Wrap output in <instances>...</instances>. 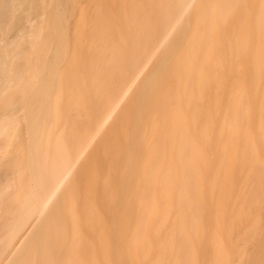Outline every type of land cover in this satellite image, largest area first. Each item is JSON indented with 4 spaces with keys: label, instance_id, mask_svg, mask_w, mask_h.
<instances>
[{
    "label": "bare ground",
    "instance_id": "6f19581e",
    "mask_svg": "<svg viewBox=\"0 0 264 264\" xmlns=\"http://www.w3.org/2000/svg\"><path fill=\"white\" fill-rule=\"evenodd\" d=\"M247 1L246 0H221V1L220 0H174L173 1L171 7L167 10L165 17L161 20L157 28L151 34L150 38L147 41V44L141 50H139L138 52L139 54L136 56L134 61H132L128 69L126 71H121L116 74H114L113 72V75L110 76L111 78L109 79V87L107 88L104 97H102L101 101L99 102V105H97V108L95 109V113L89 116L86 120L84 119L82 123L80 122V124L78 125L79 129L75 134V137L70 143V145L69 146L63 145L61 148H58L59 145H55L54 143L51 144L54 145L57 148V150L58 149L59 150L56 151L57 153L54 156L55 158L53 157L54 160L51 159L50 163L49 162L47 163L48 167H43L45 168L44 170L40 169L41 176H39L40 178L38 177L37 180H35L36 183H34L33 185L34 188L33 186L30 187L31 189L29 192L30 194L28 193L29 194L28 195L26 193L27 199L23 203L22 205L23 207L19 211V213L16 216L13 215L11 216V212H10V215H8V217L6 216L7 218L4 215L0 214L1 215L0 216L1 218L0 219L1 220L0 221V226H1L0 227V264H264V208H262L264 205V190H263L264 188H262L264 181L261 180V182H258L259 180L257 179L260 174L261 176L264 175L263 173L264 170L261 169L263 170L262 172L263 174L261 173L260 168H257L256 170V166L258 165H262V167H264V162L263 160H261V157L264 159V154H262V152H264V0H256V1L252 0L253 3H251L252 4L251 7L253 8L254 5L253 9H251L250 3ZM245 5L246 7H243ZM242 8H247V13H245V17L243 18L242 16L244 15V12L246 10L245 9L242 10ZM241 10L243 14L241 13ZM3 11L4 10H2L1 12ZM11 13L13 14L14 11ZM239 13H241L242 15ZM206 14L208 16H206ZM1 18L3 21V17ZM3 23L1 22L0 25ZM190 27H192L195 30H193ZM2 28L3 27H1L0 30ZM189 28L191 31H189L188 34L191 35L192 33L190 38H192L193 34L196 33V35L194 34L195 38L194 37L192 38L194 39V41L191 40V42H193L194 44L191 43L189 37H187L189 36L187 35V31ZM192 30L194 32H192ZM100 31H102L101 28ZM102 33L99 34L102 35ZM181 42L182 43L185 42L186 45L184 44L183 45L181 44L182 46L179 45ZM187 44H189L190 46L189 45L187 46ZM178 45L181 47L179 48ZM177 46L178 48H176ZM184 46L185 47L187 46L186 48L190 47L189 49H187L188 51L191 50L188 52V54L186 53V55L184 53L185 51L187 52V50H184L183 51L184 53L181 50L182 47H183L182 49L185 48ZM220 48H225L228 50V51L226 50V54H227L226 58H228L229 60L225 62L224 60H222L224 62L222 63V65H225L227 66L226 68H228L229 66L228 63L231 64L230 61L232 60L233 66L231 65H230L231 67L229 66L230 68L235 67V70H233L234 68L233 69L229 68V70H232L231 72L232 74L233 73L235 74V72L236 73L241 72L242 70L238 72L236 71L239 70V67L240 69L241 67L243 69V67L249 65V67H246V71H245L246 76L249 79L246 80V76L245 74H243L244 72L240 74L244 76L245 78V80H243L244 82L242 81L243 76L240 78L241 79L240 80L239 79L240 75L238 74L239 76H237V78L240 81L237 82V80H234L236 81L233 82L234 84L232 83L233 81L232 79L234 78V75L232 76L230 75L229 79L232 81L226 80V82H223L222 77L218 78L219 77L218 75L215 76L217 77L216 80L218 79L220 82L221 79L222 80L221 82H223V83L220 82L221 85L218 84L219 82L217 83L216 90H219L218 85H220L221 88L220 90L223 91L220 93L216 92V94L220 96V99L218 97L219 99L218 100L216 94H215L216 98L213 95H210L211 93L206 94L209 93L210 91H207L209 89H207L205 85H202L203 83L201 81H205V79L203 80V78H205L207 75L205 72H203L204 74L195 73L196 70L195 66L198 65L199 67L196 66V68L197 67L199 69L202 68L203 71H204V67L209 66L207 63L209 64L211 63V65H214L213 67H215L214 64L215 60L213 56H215L216 50L225 51L224 49H220ZM178 50L179 52L181 51V53L179 54L181 55L184 54V56L186 57V59L184 60L185 62H183L182 60L185 57H182L179 54H177L178 56H180L178 58L180 59L183 58L181 60L183 66L182 65L181 66L184 68V73L183 72L180 73H182L181 74V77H183L182 79H185L184 78V74H185L186 80L178 81V83H176L178 84V86L177 85L175 86L178 92L174 89L175 91H173V94L174 92L177 93L174 94V96L171 93V95L169 96L175 98V96L177 95L175 100L173 98L172 99L170 98L171 100H169L170 102L171 101L173 102L174 100V103H170L168 102V100L165 103L164 99L161 100L162 101L161 103H165L162 104L165 105L164 106L165 108L162 107L163 112L161 113L164 114L162 118L160 119L162 114L158 116V119L156 118L157 116L156 117L154 116L156 121H154L152 117V121H154L155 124L157 123L158 120L160 121L162 120L161 126L158 124L154 125L153 122V127L156 126L159 129L163 127L162 130H159L157 128L159 130L158 131L159 134H157V130L155 131L156 127H154L155 129L153 130L149 126V130L153 131V133L151 132V134H153L150 137L151 140L152 138L155 139L156 143L157 140H159L158 144L160 143V145H162V148L158 145H157L158 147L153 145L151 149L155 147L153 148L154 150L152 149L154 152L149 148L150 152L151 151L153 152L152 153L153 155L150 153L149 155L147 153L148 157L146 158V161L144 163L146 167L144 168L143 165L142 168L144 170L142 169L143 172L141 171V174L142 173L145 174V176L144 175L143 177L141 176L143 178V181L144 180L145 182L149 181L148 182L149 192H147V194L151 202V204L149 202L148 205L150 206V208L149 207L144 208L143 207L144 203L146 205L148 202L146 201V199L145 200H142V198L139 199L142 201L143 205L140 202L138 205L140 206L141 204L142 209L144 208V211L146 209L147 211L149 210L148 213L146 211L147 215L145 214L143 216L145 219L142 218L144 219L143 221L144 224L142 223V219H141V223L143 225H139L140 221L139 223L137 221V218L141 217L140 216L141 211L137 209L134 210L133 208H132L133 210L128 208L131 211L130 213V211L126 212L128 209L126 210L125 208L126 210L125 211L123 208L122 210L123 212L125 211L126 213H130V214H133V212L136 211L134 213V216L127 214L128 216H130L129 221L131 225L128 224L129 222L127 220L128 217L126 218L125 214L121 211L120 214L121 215L124 214L123 215L124 217H121L120 219L124 221V219L126 218L127 220L126 223L125 221L123 223L120 219H119L120 221L118 220V222H114L115 218L111 217L112 221H110L111 223L110 222L109 223L113 225L114 222L115 226L114 225L108 226L107 221L109 220L104 221L103 219H102V221H104L103 225H107V226L103 227L101 224H100L101 226L99 225L100 226L99 228L97 226L96 227L94 226V228L98 229V230L93 229L95 232L92 231L91 229L92 225L85 226V229L88 227L86 229L87 232L85 231L86 232L85 234H83L84 232H80V233L82 234V236L89 235L88 239H90L91 242L90 241H87L88 243L86 242L85 238H87V236L84 239H81L82 240L81 243L85 244V246H82L81 243L80 246L79 243L75 245L73 244V240H71L73 246L74 245L76 247L78 246L80 249H78V247L75 248V246L73 247L72 244H70L71 242L67 243L68 241L64 240L65 233L63 228L58 227L61 226L59 221L57 222L60 225L57 226H55L56 222H54L58 220V219L55 220V217H53V215L55 214L54 212L57 211L56 209L60 208V204H62L60 203L63 200V199L61 200V198H64L68 194V190H67L68 188L71 192V189L75 183V182L73 183V181H76V179H78L77 175L79 172H81L80 171L81 169H85L84 167L85 164L87 162H90L89 160H92L91 159V157H93L92 155H94L96 152H98V154L99 153L101 154V150L106 145V142H108L107 136L108 135L110 136V133H113L114 131L115 132L118 131L116 129V127L119 126L118 121L121 120L120 124H122L123 123L122 119L124 118L127 119L126 115L127 114L128 116L130 115L128 112L127 113L125 112V110H127L125 109L126 104L131 105V106L129 105V109L131 110V107H133V103H134L133 99L135 95L137 94L141 96V91L151 86V84L149 83L153 79L157 78V75H160L163 72L168 73L165 72L167 69L163 65L170 63L169 68H171V63L172 62L175 63L176 61H178L176 60L177 58L172 59V56L175 55L176 52L178 53ZM213 51L215 52L213 53ZM201 52L204 56L201 55V57L199 58ZM249 52L250 53L255 52L254 58H251V56L253 55L252 53H251L252 55L251 54L249 55L250 57L248 56ZM196 55H198L197 56L198 58L196 57ZM216 57L217 55L215 56V58ZM219 58L220 57L216 59L218 64L216 65L221 67L219 62L221 61L220 60L221 58L220 59ZM1 60L2 59H0V61ZM240 61L241 64L239 65ZM195 62H197V64ZM234 62L235 63L238 62L237 63L238 65L236 64L238 68L234 66L235 65ZM242 62H244V64H242ZM246 62L248 65L246 64ZM176 64L180 66L179 61ZM252 64L253 67H255V70H257L256 72L254 71L255 74H253L254 72L252 73V71L254 70L253 67H251ZM162 67L163 68L165 67L164 70ZM247 68H248V72H247ZM15 73L16 71L13 72L12 75L10 74L9 75L12 77ZM170 73H172L171 77H174L176 75V73L174 75L172 71H170ZM17 74H15L16 76L14 77V80L17 77ZM251 74H253V78L251 77ZM196 75L198 77L194 79ZM176 77L178 78V80L181 79L180 76H179L180 79L178 76H175V78ZM199 77L201 78L199 79ZM250 77L252 78V80L254 79V77L256 78V83H254V87H252L254 81H252ZM197 79H198L197 83L199 84V89L196 88V86H198L196 83ZM9 82L11 83V81H8L7 83ZM224 83L225 84L229 83L228 84L229 86L225 85ZM230 83L233 84L235 88L231 86ZM146 85L148 87H146ZM191 86L192 88L195 86L194 90L191 88ZM203 86L205 88H203ZM221 86H223V88ZM229 87L231 89L233 88L232 90L235 91L233 92L235 96L234 94L232 95V91L230 94L227 93L228 91L230 92ZM203 89H205V91L207 92L204 93ZM148 90L149 89H146V91H144L145 94ZM224 91L227 94H225ZM144 92H142L143 93L142 95H145ZM197 92L199 97L196 96ZM204 95L205 96L210 95V97L213 96L215 98V101L214 98L212 97H211L212 99L210 98L209 102L211 103V105L214 102L217 103L216 106L220 102H222L223 104L220 103L218 105V107H220L219 109L215 105L211 106L208 102L205 101L206 103H208L206 104L203 100L205 98ZM229 95H231V97ZM140 96H136V97L140 98ZM224 96L227 97L225 98ZM139 98L138 100H135V102H139L140 101ZM207 98L208 97H206V99ZM230 98L232 99L231 101H229ZM160 99L161 98H159V100ZM198 99H199L198 103L196 102L198 106H196L195 101H197ZM224 99L225 101L229 102V105L228 102L226 103L224 102ZM216 100H218L219 102H217ZM135 104L134 107L136 106ZM166 104L169 105V107L171 105L173 107L171 109L168 107L166 108ZM140 105L141 106H138V108L141 107L142 109V104ZM197 108L198 110H201L198 112L200 113L199 115H201V117L196 116L195 114ZM166 109L169 110L166 111ZM215 109L219 110L220 113L217 112V110L215 111ZM225 109L228 111H226ZM8 111L9 110H7L6 112ZM223 111L226 113H224ZM133 112L134 111H132V113ZM138 113L139 112H137V115L139 116ZM0 114L2 113L0 112ZM217 114H219L220 116ZM223 114L225 116H223ZM4 115H6V118ZM132 115L134 114H131V119H132ZM1 116L2 118H0V120L3 119V121L1 120L0 122V143L6 146V150L7 147L10 150V148L12 147L13 149V146L15 145V143L13 144V142H15L17 138L16 136L20 135L18 136L20 139V137L22 136L21 134L22 132L19 129L20 127L18 128L16 127L17 129L14 128L17 125L16 121L14 120L16 116L13 117L14 119L12 118V120H14L15 122H13L10 118L12 122L7 121L8 123L4 120L7 119V117L10 116V114L9 115L3 114ZM133 119L138 120L136 118ZM140 119L141 117L139 116V120ZM11 123L13 124L15 123V125L13 126V124L11 125ZM158 123L160 122L158 121ZM215 123L217 124V126ZM116 124H118V126ZM135 124H137L136 121L133 124L134 128H136ZM139 124L140 123H138L136 126H138ZM217 128H220L221 131H219V129ZM135 130L136 129L132 130V132H134ZM18 131H20L21 133L19 132L20 134H18ZM115 132L113 134H115ZM251 132L253 133L251 134ZM256 133H258V135H255ZM154 135L157 137L159 135L158 137L159 139L157 137L154 138ZM221 136L223 137V139ZM28 137H29L28 142H30V140L32 139L31 134ZM257 138H259L258 141ZM10 139H13L12 143L8 142V140L10 141ZM134 139L135 138H133V140ZM239 139L240 141L241 139H243L242 141H244L245 146L240 145ZM131 140L132 138H130V141ZM17 141L18 140H16V142ZM152 142L153 141L149 142L148 144L146 142L147 147ZM6 143H9L8 145L12 144V146H10L9 148V146H7ZM1 144H0V152L1 150L5 152L1 156H5L7 152L5 151L4 147H1L2 146ZM19 144H22L21 141ZM19 144H17V146ZM29 145L27 147H29ZM108 145L110 146V144ZM108 145H106L104 149ZM239 145L243 146L245 149L240 148ZM21 146L23 145H20L18 147H20V150L23 151V149L21 148L24 147ZM18 147H16V149ZM50 147L52 148V146ZM32 148H34V146L31 147V150ZM109 148L106 149L109 150ZM156 148L159 149L157 150ZM260 148H261V155H260ZM34 149L36 150L37 148ZM216 149H219L218 151H220L218 156H217L218 151H216L217 153L214 151ZM237 149L245 150V151L247 150L246 154H248L250 157L249 156L247 157L245 153H243L244 155H240V153L238 154L239 150L237 151ZM257 149H259L258 150L259 154L257 152ZM148 150L146 149V152ZM155 150H157L158 153ZM22 151L21 154L22 153L24 154L25 152ZM103 151L102 154L105 155L106 151L104 153ZM31 152L32 154L31 153L30 154L33 156L32 158L30 157V159H33V157H35L34 155L35 153L33 151ZM213 153H215L216 156L213 155ZM245 155L250 161L249 164L253 167V168L250 167L249 169L250 171L254 169V165H255L254 170L256 172L254 171L253 173L252 171L249 173H253L254 175L256 173L257 180L255 182L253 181L252 178L251 184L249 183L250 184L249 185L247 182L248 179L244 176L245 181L244 179L243 181L247 183L246 187L248 185L251 187L252 182H255L256 184L260 183L259 187L257 185L258 187L257 189H259L260 191L254 188L256 187L255 186L256 184L254 183L255 185H253L254 187L253 186L252 187L255 190H253V192L254 191L257 192H254V194H252L251 191V193H249L251 195L248 194L249 197L251 196L253 197L251 201L250 198L248 201L247 192L241 201V197L245 193V191L244 192L241 191L243 193H239L237 191L238 193L237 195L238 196L241 195L240 199L237 201L236 199H234V197H236L237 195L234 194L233 190H231L232 189L231 187L234 188V186H232L233 185L232 183H234L235 181L234 174L235 172H237L236 169H239L240 167L238 165L244 167V170L242 168L243 171L239 169V171H241L240 173L247 171V173L246 172L245 173L246 176L248 175L247 176L248 178L249 175L255 178V176H253L252 174H248V169L245 170V168H247L246 165L245 166L243 165L246 164L244 161L246 158V157L244 158ZM151 158L152 160L148 161V159ZM27 161L29 162L28 165L30 164L33 165L34 163V162L30 163L31 160H29V158ZM150 161H155L156 163H158L157 164L158 166L155 163L153 164V162H151V165L149 166ZM113 162L111 163L113 164ZM196 163L199 166L196 165ZM213 163L214 166H212ZM133 164L130 163L131 166ZM236 165L238 168L236 167ZM131 166L130 169H132ZM115 167L117 168L118 166ZM115 167L114 170H117ZM212 167H215L213 169H216L215 170L216 172L214 170L212 171ZM146 169L148 170L149 174H147ZM18 170L23 171V167L22 169L17 168L15 172L14 170H9L11 171V173H13V175L10 174V176L11 175L14 176V174H18L19 176H21V174L24 175L25 169L23 171L24 173L22 172L18 173L19 172ZM9 171L7 172L9 173ZM233 172L234 174L232 176ZM4 173H6V171ZM109 173L108 176L112 177L113 174L109 175ZM116 173L114 174L116 175ZM146 174L147 176L148 175L150 176L149 180H148L149 176L147 178ZM2 175L0 176L2 177ZM115 175L114 177H117ZM16 176L17 175H15V177ZM138 177H134V178L138 179ZM2 178H4V176ZM5 178L6 179H4V182L5 184L6 183L7 184L4 187L8 186V188L5 189L8 190L10 189L8 184L9 181H11V179L9 177L10 180L8 179L9 181H7L8 177L5 176ZM107 178L108 177H106V180ZM144 178H147V180ZM259 178L264 180V177L259 176ZM133 180L132 181L130 180V182H133ZM21 181L24 182V180ZM141 181L138 182L141 183V185L142 183L146 185L145 182H141ZM0 183H1V179H0ZM71 183H73L72 184L73 186L71 185ZM101 184L104 183L102 182ZM122 184L126 186L128 183L125 184L122 183ZM122 184L120 185L121 187H119V189L124 188L122 189L124 190L122 192L123 195L121 194L122 196H124L125 189L129 188V190L131 191L130 189L131 187L126 186L125 188V186H122ZM136 184L138 183L136 182ZM136 184L135 187H137ZM144 184L142 186L139 184L141 186L140 188L142 187L147 188V186H145ZM244 184H242V186ZM0 188H1L0 190L3 191L2 190L3 188L1 186ZM215 189L216 191H218L217 193L218 197H216L217 198L216 201L212 200L211 198V195L212 193L215 192ZM247 189L249 188H246L245 190ZM130 191H128L129 192L128 199L134 197L133 199H135L134 201L135 207L138 208L137 203L139 200L136 199L137 197L140 198V196H138L137 192L132 190L135 193H130ZM249 191L250 190H248V192ZM144 192L146 193V191ZM113 193L116 192L113 191ZM1 194L2 192H0V195ZM130 194L133 196H131ZM112 196H114V194ZM115 196L117 197L116 194ZM122 196H121V201L122 199H124V197L122 198ZM238 196L237 199L239 198ZM116 197L112 199L116 200ZM126 197L128 196L126 195ZM118 201L120 203V200H117L116 202ZM233 201L236 202L233 203ZM231 203H233V205L235 206L232 207ZM129 204L131 206V203ZM252 205H255L256 207L258 206L259 208L253 209L251 208ZM119 208L121 210V207ZM60 211L58 214L59 216L62 215L61 214L62 212ZM108 211L111 213L110 210ZM57 213L58 212H56V217H57ZM110 213L108 215H110ZM113 213H115V211ZM118 213L117 215H120ZM136 215L137 217H135ZM4 217L5 219H7V222L4 220ZM132 217L133 218L135 217V219H133ZM2 219L4 220V222ZM131 220L132 221L135 220L134 222L136 225L133 224L134 222H131ZM87 222L90 221L87 220ZM120 222H122L124 226L126 224V228L128 227V225H130L135 230L134 234L129 232L130 228L129 230L128 228L125 230V227L121 226L122 223ZM1 223H5V224L2 225ZM53 224L55 228L56 227L58 228V229L56 228L57 231L61 228L60 229L61 231L59 230L58 234L57 231H55L56 229L53 230L54 227ZM134 225L136 227H134ZM77 231H76V235H77ZM89 231H92L93 233L90 235L91 232ZM123 231H127V233ZM96 232L99 233L97 234ZM80 233L78 232V234ZM61 234L62 235L64 234V238L62 237L63 239L60 238ZM115 234H117V238L119 236L118 239L120 241L119 240L116 241L117 238L116 236H114ZM59 235L60 237L58 238ZM98 235H99V239H97L98 237L97 238L95 237ZM54 236H57L56 239ZM90 236L92 237L89 238ZM126 236L128 237L127 241H125L127 239ZM57 238L60 241H57L58 240ZM77 241L78 240H76V242ZM56 242H57V246L55 244ZM60 243H63L64 245H66L67 243L68 246L66 245L67 246L66 248L68 249L69 247V250L71 249V246L73 247L74 250L76 249L75 251L78 250L79 251L78 255L76 254L77 252L75 253L77 258L76 256L74 257V255H72V253L74 252L73 249L70 250V252L72 251V253H69V250L65 249V251L68 252L67 253L63 250L64 245L61 246ZM81 248L84 249L81 250ZM58 249L60 251H58ZM62 250H63V254L60 255L62 253ZM80 250L83 252H81ZM56 254H58L60 257H58V255ZM67 255L70 257L67 258L68 257ZM62 257L65 259H63Z\"/></svg>",
    "mask_w": 264,
    "mask_h": 264
},
{
    "label": "rangeland",
    "instance_id": "374dc122",
    "mask_svg": "<svg viewBox=\"0 0 264 264\" xmlns=\"http://www.w3.org/2000/svg\"><path fill=\"white\" fill-rule=\"evenodd\" d=\"M173 1L174 0H0V12L2 10H4L3 12L0 13V15H1L0 16V20H1L0 23L4 22L3 23L4 25L3 24L0 25V28L3 27L2 28L3 30L2 29L0 30L1 31V33H0V59H2L1 61H3V62L0 61L1 62L0 63V112L2 113V114H0V116L3 114H8V115L10 114V116H8L7 119L4 120L6 122L7 121L10 122L12 120V118L14 116H16L15 119L13 118L17 123V125L14 128L17 129L18 127H20L19 129L22 133L20 131H18V134L21 133L23 136V137L21 136L22 139H21V137L19 139L18 136H20V135L16 136L14 134L18 138V139L16 138V140H18V141L16 142V140H15V142H13L12 141L13 139H10V141L8 140L9 143L13 142V144L15 143V145H16V146L14 145L15 147L13 146V149H12V147L10 148V146H12V144L8 145L9 143H6L7 146H9L11 151L8 149V147L6 150V146H4V144L0 143L2 145L1 147H4L5 151L7 152V154H5V156H1V155H3V153H5L4 151L1 150V152H0V175L3 174L2 177L4 176V178H2L0 176L1 177L0 178L1 179V183H0L1 185L0 186L3 188L7 184V183L5 184V182H4V179H6L5 176L8 177L7 181H9L11 179V181H9V184H8L10 189L5 190L6 188H8V186H6L2 189L3 191L5 190L4 192L0 190V192H2V194L0 195V214L4 215L5 217L6 216L8 217V215H10V212H11V216L12 215L16 216L19 213V211L23 207L22 206L23 203L27 199L26 193L28 194L30 192V190H31L30 187L33 186L34 183H36L35 180H37V178L39 176H41L40 169L44 170L45 168H43V167H48L47 163L48 162L50 163L51 159H53V157L56 155V153H57L56 151L59 150V149L57 150V148L51 144L54 143L55 145H59V147L57 146L58 148H61L63 145L64 146L70 145V143L72 142V140L75 137V134L77 133V131L79 129L78 125L80 124V122L82 123V121H84V119L86 120L89 116H91L95 113V109L97 108V105H99V102L101 101L102 97H104V94L106 93L107 88L109 87V79L111 78L110 76L113 75V72H114V74H116V73H119L121 71H126L128 69V67L130 66L132 61H134L136 56L139 54L138 53L139 50H141L147 44V41L150 38L151 34L157 28V26L159 25L161 20L165 17L166 12L171 7ZM247 2L250 3V7H251V5H252L251 3H253L252 0H249ZM247 2H246V4H247ZM243 7H246V5ZM253 8H254V5H253ZM253 8L251 7V9H253ZM243 9H245L246 11L244 12V15L242 16V18L245 17V13H247V8H242V10ZM12 10L14 11L13 14L11 13V12H13ZM242 10H241V13H242ZM241 13H239V14H241ZM206 16H208V15L206 14ZM252 16H254V15H252ZM1 17H3V21H2ZM99 27L102 29L104 34L102 33V31H100ZM190 28H192V27H190ZM190 28L187 31V35H189L188 34L189 31H191ZM193 30H195V29H193ZM193 30H192V32H194ZM98 32L102 33V35H104V36L100 35ZM194 34L196 35V33H194ZM194 34H193L192 38L193 37L195 38ZM191 35H192V33H191ZM191 35L187 36V37H189L190 42H191V40L194 41V39L190 38ZM191 43H193V42H191ZM181 44L186 45L185 42H183V43L181 42L179 45H181ZM188 45L189 44H187V46ZM178 46L176 48H178ZM181 46H179V48ZM182 48H181V50L183 52L184 50H187L190 47L186 48V49L185 48L182 49ZM225 48H220V49H224L225 51H223V50L222 51L216 50V52L213 51V53L215 52V56L217 55L216 58H215V56H213L214 60H215V62H214L215 67H213L214 65H211V63L210 64L207 63L209 66L204 67V71H203L202 68L201 69L198 68L199 66L196 65L197 62H195L196 63L195 65L198 66L197 68L195 66V69H196L195 73L200 74V73L205 72L207 75L205 78L202 77L203 80L205 79L206 83H205V81H201L203 83L202 85H205L207 87V89H209L207 91H210L209 93H206V94L211 93L210 95H213L214 97H215L216 92L217 93L223 92L222 90H220L221 89L220 88V85H221L220 82L222 80L220 79V82H219L218 79L216 80L217 77H215V76L218 75L219 76L218 78L222 77L223 82H226V80H230L229 79L230 75L231 76L234 75V78L232 79L233 81L232 80H230V81H232V83H233V82H236L234 80H237V82H238L241 80L240 78L243 76L240 74L242 72H244L243 74H245V76H246V73H245L246 67H249V65L246 62V64L248 66L243 67V69H242V67H241V69L239 67V70H236V71L237 72L240 70H242V71L239 73L235 72V74L234 73L232 74L231 73L232 70H229V68L231 66H233L232 60L230 61L231 64L228 63L229 66L231 65L230 67L228 66V68H226L227 66L222 65V63L229 60L228 58H226V56H227L226 50L227 49H225ZM189 51H191V50H189ZM189 51L187 50V52L185 51V53L184 52L183 53L186 55V53L188 54ZM179 53H181V51L179 52V50H178V53L176 52L175 55L172 56V59L177 58L176 60L179 61L180 66L181 65L183 66V64L181 62V60L183 58L180 59L178 57H180V56L185 57V56L183 53H182L183 55H181ZM194 53H195V51H194ZM251 53L249 52L248 56L251 54L252 55L251 58H254L255 52L254 53L251 52ZM177 54H179L180 56H178ZM198 55H196V57ZM201 55H203L202 52H201L199 58L201 57ZM229 56H230V54H229ZM218 57L221 58V59L219 58L221 61L224 60V62L223 61L221 62L218 60L220 62L221 67L217 66L218 64H217L216 59ZM185 59H186V57L182 61L185 62L184 61ZM178 61H176L175 63L172 62L171 68H169L170 63L163 65L167 69L165 72H168V73H164V72L161 73L162 71L159 72L161 74L160 75L156 74L157 78L153 79L152 80L153 82L151 81L149 83V84H151V86L148 87L146 85V87H148L146 89H149L146 92V94L144 92V91H146V89L144 90L142 88L144 91L141 89L142 90L141 96L137 95V94L135 95V97L133 99V102H134L133 107H134L135 103H136L135 105L137 107L136 106L134 108L131 107V110H130L129 109L130 104H126L125 109H127V110H125V112L126 113L128 112L130 115L128 116V114H127L126 115L127 119H125V118H124L125 120L122 119L123 120L122 121L123 123L121 122L122 124H120L121 120L118 121L119 126H118V124H116L118 126V127H116V129L118 131L117 130H116L117 132L114 131L115 134H113L114 133L113 132V133H110V136L109 135L107 136L108 139L107 138L106 139L108 140V142H106V141L105 142H106V145L110 144V146L108 145L106 147L107 149L110 147L109 150H107L106 148L104 149V147L106 146L105 145L103 147V149H104V151H103V149L101 148L102 147V145H101V147H100L102 149L101 154L100 153L98 154V152H96L95 153L96 155H95L93 153L94 155H92L93 157H91L92 160H89L90 162H87L84 166L85 169H81L80 170L81 172L78 173L79 176L77 175V178H78V179H76L77 182L73 181V183L75 182L74 186L72 185L73 183H71V185L73 186L71 189V192L68 188L67 189L68 194L64 198H61V200L63 199L62 200L63 202L62 201L60 202V203H62V204H60V208H59L61 211L57 208L56 209L57 211L54 212L55 214L53 213L54 214L53 217H55V220L58 219L56 221L53 220L54 222H56L55 226L61 224V226H58V227L63 228L64 233H65V238H64V234L63 235L61 234V237L59 235L58 238L63 237L65 241H68L67 243H69V242H71V240H73V244L77 245V243H79V246H80V243L82 242L81 239H84L87 236V238H85L86 242L87 241L91 242V240L88 239L89 235L82 236V234L80 233V232H84L83 234H85L87 232L86 229L88 227L85 229V226L92 225L91 226L92 231H94L93 229L98 230V229L94 228V226L95 227L97 226L98 228L101 225L103 227L107 226V225H103L105 220L106 221L109 220V221H107L108 226H113L114 222H118V220L121 217H124L123 216L124 214H125L126 218L128 217L127 220L129 221L130 216H128L127 214L134 216V213L136 212V211L135 212L132 211L133 214H130L131 213L130 209H132V208L134 210L137 209V210L141 211V213H140L141 217H138L137 221H138V223L140 221L139 225L144 224L143 221L145 218L143 216L146 214V211H147V209L144 211V208H147V207L150 208V206H148L150 200H149L148 194H147V192H149V190H148L149 189L148 188V184H149L148 182L149 181H146V182H145V180L143 181L142 177H143V175L145 176V174L144 173L141 174V171L143 172V170H144L142 168L143 165H144V168L146 167L144 163L146 161V158L148 157V154L149 153L152 154L154 152L153 148H155V147L152 148L153 150L151 149V147L153 145H155V146L158 145L162 148V145H160V143L158 144L159 140H157V143L155 142V139L152 138V140H151L150 137L153 135V134H151V132L153 133V131L149 130V126L153 130L155 129L154 127H156V126L153 127V122L156 121V119H155L156 116H157L156 118L158 119V116L160 114H162L161 113V112H163L162 107L165 106L162 104H165L167 100H168V102H170L169 100H171L172 98L175 100L177 95L175 96V98L172 96L171 97H169V96L171 95V93L173 94V91H175V90L177 91L175 86L176 85L178 86V84H176V83H178V81L186 80L185 74H184L185 79H182L183 77H181L182 73H180V72L184 73V68L181 66V69H180V66L176 64ZM237 63H235L234 66H236ZM174 64H176V65H174ZM198 64H199V62H198ZM212 64H213V62H212ZM240 64H241V61L239 62V65ZM242 64H244V62H242ZM184 65H185V63H184ZM226 65H227V63H226ZM172 66L176 69H174ZM178 66H179L180 70L178 69ZM224 66H225V68H224ZM159 67H161V66H159ZM236 67L238 68V66H236ZM251 67H253V64ZM164 68H163V70H164ZM230 69L235 70V67H232ZM253 69L254 70L252 71V73L254 71L255 72L257 71V70H255V67H253ZM158 70H159V68H158ZM15 71H16L15 74H17V72H18L17 77L15 78V80L18 79L17 81L14 80V77L16 76L15 74L12 77L10 76ZM170 71H172L174 73V75L176 73L175 76H178V77L180 76L182 80L180 79V77H179L180 80H178V78L177 77L175 78L174 75H173L174 77H171L172 73H170ZM247 72H248V68H247ZM255 72L253 74H255ZM238 74L240 75V77H239L240 80L237 78V76H239ZM253 74H251L252 78H253ZM8 76L10 77V79ZM7 77H8V79H7ZM197 77L198 76L196 75V77L194 79H196ZM248 77H249V75H248ZM172 78L174 79V81H176V80L177 81L174 82ZM200 78L201 77H199V79ZM252 78H251V80H252ZM247 79H249V78H247V76H246V80ZM243 80H245L244 76L242 77V81ZM8 81H11V83L10 82L7 83ZM214 81H215V83H214ZM252 81H254L253 86H252V87H254V83H256V78L254 77V79ZM197 82H198V79L196 80V83ZM223 82H221V83H223ZM217 83L220 84V85H218L219 90H216ZM195 84H193V85H195ZM228 84L229 83H227L225 85H228ZM233 84H231V86H233ZM7 85L9 87H11L12 85L13 86L11 88H9ZM197 85L198 86H196V88L199 89V84L197 83ZM235 85H236V83H235ZM6 86H7V88H6ZM194 87L192 88V86H191V88L193 90H194ZM221 87L223 88V86H221ZM233 87L235 88V86H233ZM203 88H205V87L203 86ZM226 89H228V88H226ZM232 89L230 88V92L228 91L227 93L230 94L232 91V95H233L234 94L233 92H235V91H233ZM3 90H4V92H3ZM203 90H204V93L207 92V91H205V89H203ZM236 90H237V88H236ZM142 92H144L145 95H142L143 94ZM177 92H174V94H176ZM195 92H196V90H195ZM224 93L227 94L225 91H224ZM139 94H140V92H139ZM174 94H173V96H174ZM196 94H197L196 96H198V92ZM194 95H195V93H194ZM205 95H204L205 98L203 99L204 102L206 101L211 105V103L209 102L210 98L211 97L214 98V97L213 96L210 97V95H207V96H205ZM216 95H217L216 96L217 99H218V97L220 99V96L218 94H216ZM236 95H237V93H236ZM136 96H140V98L136 97ZM164 96H165V98H164ZM196 96H194V97H196ZM229 96L231 97V95H229ZM234 96H235V94H234ZM206 97H208L207 98L208 101H207ZM138 98L140 100L139 101L140 104H142V109H141V107L138 108V106H141L139 104V102H135V100H138ZM159 98H161V99L159 100ZM215 98H214V101H215ZM162 99H164L165 103H161ZM174 100H173V102L171 101L170 103H174ZM218 100H216V101L219 102ZM231 100L232 99L230 98L229 101H231ZM198 101H199V99L197 101H195V103L196 102L198 103ZM211 101H213V100H211ZM168 102H167V104H168ZM224 102L226 103L228 101H225V99H224ZM197 103H196V106H198ZM208 103H206V104H208ZM220 103L223 104L222 102H220ZM11 104H13V105H11ZM131 104H132V102H131ZM167 104H166V108L168 107L171 109L173 107L172 105L169 107V105H167ZM216 104L217 103H215V102L212 103V105H215V106H216ZM218 105L216 107H218ZM228 105H229V102H228ZM228 105H227V108H228ZM223 107H224V105H223ZM209 108H212V107H209ZM219 108L220 107H218V109ZM140 109H141V111H140ZM5 110L6 111L9 110V111L6 112ZM129 110H130V112H129ZM168 110L166 109V111H168ZM216 110L217 109H215V111ZM132 111H134L135 113L134 112L132 113ZM199 111H201V110H198V108H197V110L195 111V114H196V116L201 117V115H199L200 113H198ZM226 111H228V110H226ZM137 112H139L138 114L141 117L140 120H139V116L137 115ZM164 112H165V109H164ZM217 112H219V110H217ZM223 112H221V113H223ZM224 113H226V112H224ZM131 114H134V115H132V119L136 118L138 120H134V119L132 120ZM11 115H13V116H11ZM163 115L164 114L161 115L160 119L162 118ZM217 115H219V114H217ZM4 116L6 118V115H4ZM4 116H3V118H4ZM223 116H225V115L223 114ZM152 117H153L154 121H152ZM0 118H2V116ZM10 118H11V120H10ZM1 120L3 121V119H1ZM1 120H0V122H1ZM14 120H12V121L15 122ZM135 121L137 124L140 123L138 126H136L137 124H135L136 128L133 127L134 126L133 124ZM158 121L160 123H158ZM158 121L156 124L161 126L162 120L161 121L158 120ZM12 124L13 123H11V125ZM156 124L154 122V125H156ZM14 125H15V123L13 124V126ZM216 126H217V124H216ZM212 127H214V126H212ZM157 128L158 127H156L155 131L157 130V134H159L158 131L162 130L163 127H161V129L158 128L159 130ZM220 128H217V129H219V131H221ZM114 129H115V127H114ZM134 129H136L134 131L135 134H134V132H132V130H134ZM148 130H149V132H148ZM214 130H212V131H214ZM252 133L253 132H251V134ZM30 134L32 136V139H31L32 141L30 140V142H28V140H29L28 136H30ZM255 135H258V133H256ZM223 136H225V135H223ZM111 137H112V139H111ZM156 137L157 136L154 135V138H156ZM158 137H159V135H158ZM130 138H132L131 141H130ZM133 138H135V139L133 140ZM222 139H223V137H222ZM258 139L259 138H257V141H258ZM19 140L21 141L22 144H19L20 143ZM22 140H24V141H22ZM242 140L243 139H241V141H240V139H239V141H240L239 143H240V145L245 146L244 141H242ZM3 141H5V140H3ZM151 141H153L155 143L152 142L149 144V146L151 144L152 145L150 147L149 146L147 147V144ZM146 142H147V144H146ZM212 142H213V140H212ZM17 144H19L18 146L23 145V146H21V147H24V148H21V149H23V151L20 150V147H18ZM28 145L30 148L27 147ZM48 145L52 146V148ZM32 146H34V148H37V149L35 150L34 148H32V150H31ZM243 146H240V148L245 149ZM16 147H18V148L16 149ZM26 148H27V150H26ZM149 148L153 152L152 151L150 152ZM212 148H213V146H212ZM28 149H29V151H28ZM146 149L147 150L149 149L148 150L149 152L148 151L146 152ZM214 149H215V147H214ZM30 150L35 153L34 155H35V157L37 156L36 158L33 157V159H30V157L32 158V156H33V155H31L32 152ZM157 150H155V151L158 153ZM218 150L219 149H216L214 151L216 152ZM238 150H239L238 154L240 153V155H244L243 153H245V154L247 153V150L245 151V150L237 149V151ZM258 150L259 149H257V152L259 154ZM21 151L25 152L24 153L25 155L23 153L21 154ZM99 151H100V149H99ZM102 151H103V153L106 151L105 155L102 154ZM159 151H162V150H159ZM27 152L29 153L30 156L28 155ZM212 152H213V150H212ZM219 153H220V151H218L217 156L219 155ZM262 154H264V152H262ZM213 155L216 156L215 153H213ZM246 155H247V157L249 156L248 154H246ZM246 155L244 156V158L246 157ZM260 155H261V148H260ZM247 157L244 160L246 164H243V165L244 166L246 165L247 168H245V170L248 169V174H252L253 176H255V178L252 177L251 175H249V178H248L247 177L248 175L246 176L247 171H245L246 173L245 172L240 173L241 171L244 170V167H241V165H238V166H240L239 169L241 171H239V169H236L237 172L234 171L235 174H234V172L232 173V176H233V174L235 176V178H234L235 181H234V183H232L233 184L232 186H234V188L231 187L232 189L231 188L230 189L233 190L234 194H236V195L238 194L237 191L239 193H243L245 191V193L242 195V197H241V195H239V196L237 195L239 197L238 199H237V196L234 197V199H236L237 201L240 199V197H241V201H242V198L244 197L246 192H247V196H248V201H249V198L251 201V199L253 197L252 196L249 197V195H251L249 193H251V191H252V194H254V192H257V191L253 192V190H255V189H253V187H254L253 185L256 184L255 183L256 180L258 179L259 180L258 182H261V180L264 181L263 179L259 178V176L264 177V175L261 176V174L260 175L257 174L259 176L256 179V173H255V175L253 174L255 171L254 170L255 165H254L253 170H251V171L249 170L250 167H252V166L249 164L250 161ZM28 158L31 161L35 160L32 162L30 161V163L34 162L33 165L30 164L32 166L28 165V163H29L27 161ZM149 158H150V156H149ZM220 158H221V156H220ZM149 160H152V158L148 159V161ZM261 160H263V162H264V159L262 157H261ZM113 161L117 162V163H114ZM111 162H113V164ZM129 162L131 164L134 163L133 164L134 166L133 165L131 166ZM151 162H153V164L155 163L156 165L158 164L155 161H150L149 166L151 165ZM197 163H198V161H197ZM197 163H196V165H198ZM87 164H89V165H87ZM111 165H114V166H111ZM21 166L23 167V171L25 169V171H24L25 173L21 170H18L19 172L18 171L17 172L18 173L22 172V173H24V175L21 174V176H19L18 174H14V176H12L13 173H11V171H9V170H14V172H15L17 170V168L22 169ZM24 166H25V168H24ZM115 166H118V167L116 168ZM130 166L132 167V169H130ZM147 166H148V164H147ZM212 166H214V163ZM114 167L117 170H114ZM236 167H237V165H236ZM213 168H215V167H212V171L213 170L215 171L216 169H213ZM242 168H243V170H242ZM257 168H260V170L261 169L264 170V167H262V165L256 166V170H257ZM147 169H148V167H147ZM147 169H146V172H147V174H149ZM130 170H133V171H130ZM263 170H261V173L263 172ZM5 171H6V173H4ZM7 171H9V173ZM252 171H253V173H249ZM111 172H113V173H111ZM116 172H118V173H116ZM106 173H107V176H106ZM108 173H109V175L113 174L112 177L111 176L109 177ZM114 173H116V175ZM10 174H12V175L10 176ZM147 174H146V177L148 178L149 175L147 176ZM15 175H17L18 177L17 176L15 177ZM114 175L117 177H114ZM133 176L134 177L139 176L140 178L138 177V179H137V178H134ZM244 176L248 179V181H247L248 184L249 183L251 184L252 178H253V181H255V182H252L251 187L249 186L250 184L246 187L247 183L244 182L245 181ZM9 177H10V179H9ZM13 177H15L16 179ZM106 177H108L107 180H106ZM19 178L21 180H24V182L21 181ZM141 178H142V181H141ZM147 178H144V179L147 180ZM149 179H150V176H149L148 180ZM243 179H244V181H243ZM128 180H129V182H128ZM130 180L131 181L133 180V182H130ZM134 181H135V183H134ZM138 181L139 182L140 181L145 182L146 185L144 183H142V185L144 184L145 186H147V188H145V187H144L145 189L143 187L140 188L142 185ZM102 182L104 184H101ZM136 182L138 184H136ZM122 183H124V184L128 183L129 185L127 184L126 186L131 187L130 188L131 191L129 190V188H126V186L123 185ZM244 183H246V184H244ZM121 184H122V186H125V188L127 189V190L125 189L124 196H122L123 195L122 192L124 191L122 189H124V188L119 189V187H121L120 186ZM135 184L137 187H135ZM242 184H244V185L242 186ZM259 184L257 183L255 185L256 187H254V188H256V190H259V189H257L259 187ZM23 185H25V186H23ZM257 185H258V187H257ZM33 188H34V186H33ZM70 188H71V186H70ZM246 188H249V189L245 190ZM262 188H264V183H263ZM120 190H122V191H120ZM132 190L137 192L138 196H140V198L137 197L136 200H139L142 198V200L146 199V201L148 202V203L146 202L147 203L146 205H145V203L143 205L141 200H139L138 203L136 202L137 205L140 202L144 207L143 209H142L141 204H140V206L138 205V208L135 207V202H134L135 199H133L134 197L131 198V196H133V195L130 194L131 199H128L129 198V192L128 191H130V193H135ZM143 190L146 191V193ZM248 190H250V191L248 192ZM113 191H115L116 193H113ZM241 191H243V192H241ZM212 192H214V191H212ZM217 193H218V191H216V189H215V192L212 193V195L210 194L212 200H214V201L217 200V198H216V197H218ZM113 194H114V196H115V194L117 195V197L115 196L116 200L112 199V198H115L114 196H112ZM126 195L128 197H126ZM121 196H122V198L124 197V199H122V201H121ZM232 196H235V195H232ZM117 200H120V203H119V201L116 202ZM132 201L134 204L132 203ZM128 202L131 203V206ZM234 202H236V201H233V203ZM117 203H118V205H117ZM233 203H231L232 207L235 206V205H233ZM150 204H151V202H150ZM116 205H117V207H116ZM118 206L121 207V210ZM252 206H251V208H253V209L259 208L258 206L256 207L255 205H252ZM123 208H124V210H125V208H126V210L128 208H130L127 211L125 210L126 212L130 211V213H126L125 211L123 212L122 211ZM260 208H261V206H260ZM262 208H264V205ZM117 209H119V210H117ZM108 210H110L111 213ZM113 210L115 211V213H113L114 212ZM8 211H9V213H8ZM59 211L62 212L61 213L62 215H60V216L58 215ZM121 211L124 213L123 215L120 214ZM56 212H58L57 217H56ZM116 212L117 213L119 212L118 214H120V215H117ZM143 212H144V214H143ZM148 212H149V210L147 211V213ZM109 213H110V215H108ZM87 215H88V217H87ZM58 216H59V218H58ZM109 216H110V218L111 217L115 218L113 225L110 224L111 223L110 221H112V218L110 219ZM5 217H4V220L7 222V219H5ZM135 217H137V215ZM135 217L134 218L132 217V218L135 219ZM75 218H76V220H75ZM126 218L125 219L123 218L125 223L127 221ZM142 218H144V219H142ZM102 219L104 221H102ZM141 219H142L143 224L141 223ZM4 220H3V222H4ZM87 220L90 222H87ZM57 221H59L60 224ZM124 221H122V222L124 223ZM134 221L131 220V222H134ZM54 222H52V223H54ZM122 222H120V223H122ZM5 223H1V224L4 225ZM123 223L121 226L125 227V230L127 228L129 230V228H130L129 232L134 234L135 230L130 226L131 225L130 221L128 222V224H130V225L127 224L128 225L127 228H126V224L124 226ZM133 224H135V222ZM135 225H134V227H136ZM53 226H54V224H53ZM55 226L53 227V230H55L57 228V227L55 228ZM57 229L55 231H57ZM63 230H62V232H63ZM58 231H57V234H58ZM76 231H77V235H76ZM92 231H89V232H91L90 235L93 233ZM127 231H123V232L127 233ZM78 232L80 234H78ZM89 232H88V234H89ZM79 235H81L83 238ZM114 236H116V238H117V234H115ZM54 237L56 239L57 236H54ZM91 237L92 236H90L89 238H91ZM95 237L96 238L98 237L97 239H99V235L95 236ZM77 238H79L81 241ZM118 238H119V236H118ZM118 238L116 239V241L119 240ZM76 240H78V241L76 242ZM121 240H123V239H121ZM127 240H128V237L125 241H127ZM57 241H60V240L58 239ZM74 242H76V243H74ZM90 242H89V244H90ZM121 242H124V241H121ZM67 243H66V245H67ZM55 244L57 246V242ZM70 244H72V242ZM73 244H72V246H73ZM81 244H82V246H85V244H83V243H81ZM93 244H95V243H93ZM60 245L62 246L64 244L60 243ZM66 245H64L65 247L63 246L64 251H65V249L69 250V247H68V249L66 248L68 245L67 246ZM72 246H71V249H73V247H74V246L73 247ZM77 247L75 246V248H77ZM78 249H80V248L78 247ZM83 249L81 248V250H83ZM63 250H62V253L60 252L61 254L59 253L60 255L63 254ZM70 250H69V253H72V251L70 252ZM75 250L72 253V255H74V257L76 256V254L78 255V252H79L78 250L77 251H75ZM58 251H60V250L58 249ZM65 252H67V251H65ZM81 252H83V251H81ZM56 255H58V254H56ZM58 257H60V256L58 255ZM69 257L70 256H68L67 258H69ZM76 258H77V256H76ZM63 259H65V258H63Z\"/></svg>",
    "mask_w": 264,
    "mask_h": 264
}]
</instances>
